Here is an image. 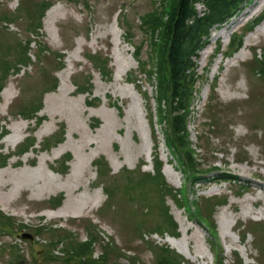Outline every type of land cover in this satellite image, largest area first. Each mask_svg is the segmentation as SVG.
<instances>
[{
	"label": "rangeland",
	"instance_id": "1",
	"mask_svg": "<svg viewBox=\"0 0 264 264\" xmlns=\"http://www.w3.org/2000/svg\"><path fill=\"white\" fill-rule=\"evenodd\" d=\"M42 1L54 5L42 19L39 38L36 26ZM79 1L82 3L0 0V85L2 92L8 88L15 95L11 104L4 106L5 99L0 93V159L15 155L0 170V214L15 220L8 227L0 215V229H3L0 264H76L65 261L66 253L73 250L70 242H89L93 237L89 231L91 223L99 228L95 231L102 232L101 239L127 253L107 254L101 240L96 238L95 256L102 257L104 264H130L128 256L134 253L139 254L143 264H159L154 246L158 250L169 246L185 264H216L213 245L218 240L212 236V229L192 219L190 211L181 209L174 200L175 196L168 195L162 205L163 195L155 184L131 188L130 177L139 185L142 172L154 171L155 156L163 161L162 171L173 193L182 194L183 205L186 197L197 200L201 196L208 212H214L212 219L224 251L223 264H264V80L255 73L256 66H249L254 53L264 56V21L247 33L241 51L226 59L232 35L245 34L264 15V0L248 1L245 8L249 9H244L242 14L248 13L228 23V27L237 23L231 34H221L220 28H213L211 45L199 52L197 72L204 79L196 85L188 127L190 141L198 148L203 147L199 150L204 158L202 169L217 166L240 179L216 183L212 177L216 174H212L213 180H206L200 186L188 180L176 162L170 164V152L163 146V130L158 124L162 145L158 148L154 142L148 98L153 100L151 105L156 114V84L148 83L145 74L141 75L143 82L137 88L129 84L140 71L134 58L136 48L141 49L144 61H155L152 39L142 28L141 18L159 8L163 0ZM85 1L90 9L84 5ZM123 8L128 10L133 37L130 42L125 40V31L118 22ZM196 8L201 16L209 12L203 1ZM51 10L57 11L55 19H47ZM40 41L51 49L50 53L43 54ZM219 43L222 54L213 59ZM26 50L32 63L18 74L16 66ZM56 53L65 55L63 62ZM94 53L109 58L113 72L109 81L87 59L86 56ZM7 67L10 71L6 76ZM124 67H128L126 73L122 79H116ZM55 78L56 87L52 85ZM89 78L93 79L95 100L92 101L87 99L89 94L79 95L76 87ZM212 84L217 85V90L210 89ZM40 100L41 126L36 120H26ZM89 102L94 106L90 107ZM209 115L219 119V126H213ZM95 125L99 126L94 128ZM19 126L25 127L24 132L14 143ZM62 132L65 140L61 145L65 143V151L56 155L57 148H51L44 152L48 143ZM33 140L36 145L30 153L17 157L25 144ZM46 156L54 159L46 161ZM68 157L71 160L65 164ZM90 158L94 161L82 173V190L72 194L67 188L70 174H74L79 163H87ZM103 159L111 168L106 185L116 189L115 206L107 209L108 197L100 187L95 167V162ZM144 163L147 165L143 166ZM66 169L67 173H62ZM56 176L62 180L51 182ZM30 180L34 182L31 184ZM185 182L186 187L181 189ZM86 198L90 199V206L81 211L76 205L85 203ZM59 199H62L60 207L70 200L76 201L66 217L54 216L58 209H53ZM215 203L225 204L211 211L210 206ZM166 210L179 228V238L173 239L183 244V250L173 245L170 234L155 232L158 226L165 225ZM43 225L47 228L44 231L40 229ZM52 226L63 229L55 234L49 229ZM20 231L32 235L34 241L22 239ZM247 232L250 233L244 238ZM56 241L64 243L53 247Z\"/></svg>",
	"mask_w": 264,
	"mask_h": 264
},
{
	"label": "trees",
	"instance_id": "2",
	"mask_svg": "<svg viewBox=\"0 0 264 264\" xmlns=\"http://www.w3.org/2000/svg\"><path fill=\"white\" fill-rule=\"evenodd\" d=\"M79 3V0H70ZM203 1L209 7V12H206L203 16H200L196 5ZM249 0H163L159 8H155L154 11L144 15L142 20V28L146 30V33L151 36L152 44L151 50L154 53L155 61L146 62L142 58V52L140 48H136L137 52L134 54L135 60L139 64V74L130 80V83L139 85L143 82L140 77L145 74L148 77V83L156 84V101L157 105V119L159 125L165 134V139L167 146L170 148L176 162L178 163L180 169L185 173L186 177L190 181H194L197 186L198 183L211 175L214 170H218L216 167H210L208 169H202L201 165L204 164V158L201 157L199 149H203L202 145L199 148L194 147L193 143L190 141V133L188 131L189 117L192 114L194 102L196 99V85L203 77L198 75V63L197 60L200 59L199 52L206 48L210 43L211 30L219 25V27L226 24L235 15L239 14L243 8L248 4ZM82 2H80L81 4ZM54 5L51 1H42L39 11L38 25L36 26V32L38 37L41 38L42 34L39 32L43 28L42 19L45 17L47 11ZM84 5L87 8H91L90 4L85 1ZM128 10L123 8L122 13L119 15V25L125 31V40L127 42L132 41L131 27L128 24L127 19ZM264 20V15L259 18L255 23H253L248 32L245 34H234L232 35V42L228 48V55L232 56L239 52L243 47L244 39L247 33L253 31L255 27L262 23ZM159 39V40H158ZM44 41H40L39 47L44 53H50V48L46 46ZM30 45V44H29ZM221 43L217 49L215 57L221 54ZM260 49H256L258 51ZM27 51V50H26ZM61 61H64L63 53H56ZM39 59V55L36 56ZM87 59L93 64L94 68L100 73L102 78L109 81L112 78L113 72L110 69V60L108 57H104L99 53H94V55L86 56ZM195 58L197 60H195ZM32 63L31 57L27 52H22L18 64L16 66L17 73L20 74L24 68L30 67ZM249 66H256L257 69L255 73L260 75L264 80V56L261 57L257 53H254V58L249 62ZM10 68L7 67L6 76ZM208 75V74H207ZM156 82V83H155ZM54 87L58 85V80L52 84ZM77 91L79 95H88L87 99L95 100L93 96V79L89 78L83 85L76 84ZM3 90V85H0V93ZM211 90H217V85H212ZM214 96L211 97V100ZM152 99L148 98V103L150 104V124L152 127L154 139L156 144L159 146L158 136L155 129V114L152 109ZM90 107H93V103L89 102ZM43 107L42 100H40L38 106L34 107L26 120H36L37 125H42L43 119L39 117ZM213 106H210L209 110L212 111ZM209 121H214L213 126H219V119L213 115H209ZM100 125V124H99ZM99 125H95L97 128ZM231 125V124H230ZM53 142H49L47 148L43 151L46 152L51 148L59 146L64 142V132L56 135L53 138ZM202 140L199 137V141ZM30 142V141H29ZM27 142L24 148L21 150L20 154L25 155L29 153L36 144L33 142ZM158 155V153H157ZM10 157L1 156L0 159V169L7 166ZM71 160L70 157L66 158L64 163L67 164ZM154 172H142L139 179V185L134 183L132 177H130L131 188H139L142 184L146 185L148 183L155 184L160 192H162L163 200L162 205L166 203V197L168 195L175 196L174 200L180 206L181 209L184 205L180 202L182 194H174L173 190L167 184L162 168L163 162L159 158L154 159ZM64 164V165H65ZM95 167L97 168L98 179L100 180L101 188L104 189L107 195L106 209L115 206V196L116 189L113 185H106V179H108L111 172L109 163L103 159L102 161L95 162ZM67 169L62 173H67ZM228 173H222L217 175V177H222L223 180L229 178ZM234 181V180H232ZM187 189V188H186ZM178 197V198H177ZM204 197H200L197 200H190L186 197L185 207L198 218L201 222L207 224L209 228L214 231V236L217 237L216 223L213 221V213L208 212L207 208L203 204ZM62 203V199L57 200L54 209L58 208ZM226 203V201H225ZM225 203H220L221 205ZM220 204H212L210 206L211 211H214ZM195 207V209H194ZM103 215L107 214L102 212ZM1 219H4L7 224L5 226L12 227L11 222L15 221L3 213L0 214ZM165 225L158 226L157 232L172 233L174 235H179L178 226L175 223L174 218L166 210L165 214ZM93 223L90 224V234L93 232V237L89 242H80L79 244H74L75 241H71L70 244L73 246V250L66 253L65 261L69 263L70 261H75L76 264H104L103 258L96 259L94 246L97 243L96 238L101 240L105 252L111 254L118 251V254L126 255L127 253L120 249L119 246H115L107 243V241L102 238L101 233L95 230L99 228H93ZM1 226V225H0ZM43 227V226H40ZM143 227V226H142ZM41 230H46L47 228H40ZM52 233H58L57 230L49 228ZM258 230V229H256ZM3 231V229H0ZM249 233H246L245 237ZM103 237V236H102ZM70 238H68L69 241ZM63 241L53 243L52 246L55 247L58 244H62ZM114 243L115 241L112 240ZM64 243V242H63ZM219 247L220 261L219 264H223V248ZM53 252H54V248ZM120 249V250H119ZM155 254L157 253V260L159 264H185L181 256H179L174 250L170 249L168 246L159 248V250L154 246ZM43 252V250H41ZM39 252L41 255L42 253ZM132 253V251H129ZM44 255V254H43ZM130 264H142L143 261L138 253L129 255ZM20 264V263H19Z\"/></svg>",
	"mask_w": 264,
	"mask_h": 264
},
{
	"label": "bare ground",
	"instance_id": "3",
	"mask_svg": "<svg viewBox=\"0 0 264 264\" xmlns=\"http://www.w3.org/2000/svg\"><path fill=\"white\" fill-rule=\"evenodd\" d=\"M247 9H249V7L248 8H246L245 10H247ZM244 10V11H245ZM56 12L57 11H54V10H51V11H49V13H48V16H47V19H49V18H52V19H55L56 18ZM246 13H248V12H246ZM246 13L245 14H241V16H245L246 15ZM241 16L239 17V18H241ZM236 19H238V18H236ZM236 19H235V21H236ZM234 22V21H233ZM230 25V24H229ZM237 27V23H232L229 27L228 26H226V27H224L225 29H221V34H231L232 33V31L235 29ZM206 52V51H205ZM127 68L128 67H124V68H122V70L119 72V74H117V76H116V79H122V77L124 76V74L126 73V71H127ZM3 93V96H4V99H5V101H4V103H3V105L4 106H7V105H9V104H11V102H12V100L14 99V97H15V95L13 94V93H11V92H9V90H8V88L7 89H4V91L2 92ZM24 128L25 127H21V126H19L18 128H17V130H18V136L16 137V139L14 140V143H17L21 138H22V135H23V132H24ZM65 144V143H64ZM61 145L60 147H57V149L55 150V154L57 155V154H61V153H63L64 151H65V145ZM50 159H54V157L52 156V157H50V156H46L45 157V160L46 161H48V160H50ZM93 158H90L88 161H87V163H84V162H81V163H79L78 164V166H77V168H76V170H75V172H74V174H70V177H69V179H68V189H69V191L72 193V194H74V193H78L79 191H81L82 190V188H81V176H82V173H85L86 172V166H87V164H88V166L89 167H92V163H93ZM2 173H0V175H1ZM57 175V174H56ZM59 177V178H58ZM229 177H231V176H229ZM29 178H30V176H29ZM28 178V179H29ZM231 178H233L234 180H240L238 177H231ZM36 179V177L35 178H33V180H35ZM60 180H62V178L60 177V176H56V177H54L53 179H51V182H58V181H60ZM72 181V182H71ZM34 181H32V180H30L29 181V183H33ZM76 203V201L75 200H70V201H68L64 206H62L61 208H59L55 213H54V216L55 217H66V216H68L69 215V208L71 207V205H74ZM90 203H91V201H90V199H88V198H86V201H85V203L84 202H82L80 205H76L77 206V208H79V210H81V211H84L85 209H87L89 206H90ZM189 232V231H188ZM170 241L173 243V245L176 247V248H180V249H182L183 250V244L181 243V242H177V241H174V239L173 238H170Z\"/></svg>",
	"mask_w": 264,
	"mask_h": 264
},
{
	"label": "water",
	"instance_id": "4",
	"mask_svg": "<svg viewBox=\"0 0 264 264\" xmlns=\"http://www.w3.org/2000/svg\"><path fill=\"white\" fill-rule=\"evenodd\" d=\"M24 238H29V239H33V237L31 235H24Z\"/></svg>",
	"mask_w": 264,
	"mask_h": 264
}]
</instances>
